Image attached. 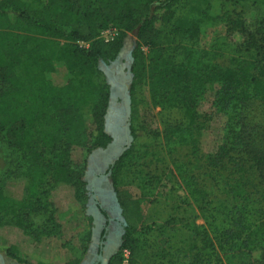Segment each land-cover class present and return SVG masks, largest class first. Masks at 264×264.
Segmentation results:
<instances>
[{
	"label": "trees",
	"instance_id": "1",
	"mask_svg": "<svg viewBox=\"0 0 264 264\" xmlns=\"http://www.w3.org/2000/svg\"><path fill=\"white\" fill-rule=\"evenodd\" d=\"M241 1L249 0H0V133L20 153L16 167L0 177L1 251L22 264L81 263L93 227L91 216L84 215L81 224L76 215L89 198L88 157L112 140L105 125L110 86L99 64L115 58L126 34L135 32L131 121L136 92L146 82L154 106L184 117L166 124L167 143L187 145L232 204L227 223L217 225L213 217L209 227L195 225V240L177 252L190 264H264V17L248 25ZM209 24H225L241 37L227 62L193 48ZM112 27L119 35L102 38L101 31ZM208 97L210 111H204ZM208 127L218 140L204 154L200 139ZM131 150L130 145L112 169L126 226L109 264H151L137 236L142 199L118 186ZM13 178L23 180L20 198L9 192ZM190 181L202 211L213 200L201 178ZM61 188L72 190L75 211L55 202ZM11 228L35 244L61 238L68 228L76 233L67 243L69 256L51 259L7 239L2 229Z\"/></svg>",
	"mask_w": 264,
	"mask_h": 264
},
{
	"label": "rangeland",
	"instance_id": "2",
	"mask_svg": "<svg viewBox=\"0 0 264 264\" xmlns=\"http://www.w3.org/2000/svg\"><path fill=\"white\" fill-rule=\"evenodd\" d=\"M238 7L244 10L247 24L251 27L257 19L264 17V1H241ZM118 35L119 30L115 27L101 31V37L108 40ZM240 39V36L229 33L225 24H209L202 29L198 41L193 44V48L207 59L214 58L220 62H227L231 47ZM61 42L65 41L62 40ZM136 43L135 32H128L124 37L123 46L115 58L108 63L101 61L99 64L110 86L109 103L111 104L110 107L108 106L105 115V125L106 130L112 136V140L105 148H98L89 155L84 174L87 186L95 178L88 169L89 160L97 155L108 156L113 142L119 155L128 142L125 130L128 122L125 98L129 96L131 102L130 86L133 75L130 66ZM81 44L88 45L85 42ZM144 49L146 50V48ZM208 101L210 102L209 97L202 110L210 111ZM135 102L138 107L136 116L132 121L130 118L129 125L130 135L133 138L131 141L132 150L117 174L118 186L130 189L136 197L142 199V228L137 236L140 238L139 245L146 251L151 264H190V261L183 255H179L177 249L181 246L188 248L193 243L196 236L192 229L195 225L209 227L213 217L216 218L215 224L217 225L227 223L228 209L231 208L232 204L209 176L206 165L203 162L198 163L197 160L190 157L187 145L169 144L164 138L166 124L183 121V115L178 110L154 106L146 82L138 87ZM217 140L218 135L211 127L206 128L200 139L202 153L206 154L212 151ZM76 153L79 154L76 157L80 159L84 157L83 152L77 151ZM19 159L20 153L10 148L5 135L0 133V177H3L5 171L15 168ZM193 175L201 178L203 188L209 193V200H213V203L207 205V208L202 211L199 207L200 202L191 192L192 188H190L189 183H191L190 179ZM13 179L9 184V192L20 198L23 180ZM50 184L49 179L44 184V188L48 189ZM106 184L109 189L115 191L112 173L106 179ZM53 198L58 206L62 207V210L71 208L72 211H75L72 190L58 189L54 192ZM87 203L88 199L83 211L77 210L76 213L79 216L77 222L81 224L84 222V215L92 217V212ZM71 213H69V217L73 219ZM38 219L40 218L35 220L39 221ZM66 221L67 219L65 224L68 227L70 221ZM12 229L15 228L2 229L7 239L16 241L24 251L33 254V256L37 254L51 259L69 256L70 248L67 243L70 242L69 239L71 238L69 237L70 234H73V230L76 233L75 229L70 231L68 228L65 231L66 234L61 238H53L45 240L41 244H35L29 242L20 229H15V231ZM121 245L119 248L117 247L115 254L119 252ZM125 251L124 254H126ZM0 253L3 256V259L0 258V264H22L9 257L5 251L0 250ZM85 259H87L86 254L82 261Z\"/></svg>",
	"mask_w": 264,
	"mask_h": 264
},
{
	"label": "flooded vegetation",
	"instance_id": "3",
	"mask_svg": "<svg viewBox=\"0 0 264 264\" xmlns=\"http://www.w3.org/2000/svg\"><path fill=\"white\" fill-rule=\"evenodd\" d=\"M116 150L117 147L114 145L110 148L108 156L97 155L89 160L88 169L95 177L87 186L89 195L87 206L92 212L93 227L86 253L87 259L80 264H105L103 259L107 254L110 256L115 254L113 252L117 249L118 239L119 237L123 239L125 233V219L117 193L106 184V179L119 159ZM120 214L124 220L120 218Z\"/></svg>",
	"mask_w": 264,
	"mask_h": 264
},
{
	"label": "water",
	"instance_id": "4",
	"mask_svg": "<svg viewBox=\"0 0 264 264\" xmlns=\"http://www.w3.org/2000/svg\"><path fill=\"white\" fill-rule=\"evenodd\" d=\"M110 104L111 103H109V107H110ZM125 105H126V119L128 121L126 123L125 130H126V134H127V137H128L127 138L128 139V142H127L126 146H124V148H122V150L120 151L119 156L117 158H119L130 147L131 141L133 139L132 136L130 135V129H129V125H130V114H131V102H130L129 96H127L125 98ZM114 145H115V143L113 142L111 144V147L113 148ZM120 218L122 220H124L122 218L121 214H120ZM124 223L126 225V222L125 221H124ZM122 242H123V239L121 237H119L118 242H117V247L118 248L120 247V245L122 244ZM115 252H116V250L113 253H115ZM111 256H112V254H111ZM111 256H110V254H107V257L103 259L105 264H108V260L111 258ZM0 258L3 259V256L1 255V253H0Z\"/></svg>",
	"mask_w": 264,
	"mask_h": 264
},
{
	"label": "built area",
	"instance_id": "5",
	"mask_svg": "<svg viewBox=\"0 0 264 264\" xmlns=\"http://www.w3.org/2000/svg\"><path fill=\"white\" fill-rule=\"evenodd\" d=\"M106 40H108V39H106ZM125 252H126V254H125V255L127 256V255H128V251L126 250Z\"/></svg>",
	"mask_w": 264,
	"mask_h": 264
}]
</instances>
